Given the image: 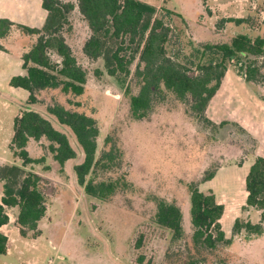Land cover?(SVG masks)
Returning a JSON list of instances; mask_svg holds the SVG:
<instances>
[{
	"label": "rangeland",
	"instance_id": "1",
	"mask_svg": "<svg viewBox=\"0 0 264 264\" xmlns=\"http://www.w3.org/2000/svg\"><path fill=\"white\" fill-rule=\"evenodd\" d=\"M63 1L76 3V0ZM149 1L173 31L170 50L182 48L185 55L192 54L200 44L230 43L238 34L264 36V0ZM164 8L175 14L167 16ZM228 18H244L247 22L241 25L225 22ZM64 33L79 64L88 72L85 94L74 97L50 90L40 97L48 105L59 102L97 119L98 158L110 149L105 144L106 137L113 136L118 142L123 152L122 168L99 169L87 179L97 176V182L110 181L125 175L131 187L118 190L107 201L88 196L73 170L84 159L82 149L69 129L56 124L69 136L77 158L62 169L48 150V141L31 143L32 157H46L45 163L29 165L27 170L44 178L47 214L39 225L41 234L34 238L30 232L23 238L17 224L18 210H7L10 222L1 232L7 235L9 253H0V264H189L194 260L198 264H264V235L249 236L242 232L234 237L232 232L237 218L253 223L261 220L256 209L243 210L247 201L245 179L254 162V148L257 149L255 139L237 125L212 126L191 120L184 113L186 106L180 108L174 96H169L167 105L156 106L149 119L134 120L125 91L129 84L133 94H138L139 88L135 81L131 82L133 76H109L102 59L93 61L85 56L83 47L91 31L79 9L70 13ZM27 39L24 42L17 39L15 44L24 43L28 51L36 38ZM19 58L14 55L8 61L0 57L1 165L18 163L9 144L14 135V120L29 95L26 90L10 86L12 77L23 73ZM51 58L55 62L62 60L54 51ZM135 67L136 64L132 71ZM229 68L244 78L235 62ZM98 70L102 71L100 75ZM69 99L81 106L69 105ZM208 170L219 171L213 180L201 183ZM192 181L198 182L204 193L213 191L218 202L226 207L222 225L226 236L234 237L235 246L220 247L213 252L198 251L194 246L193 228L187 220L191 216L186 184ZM154 197L176 202L182 208L183 239L174 241L172 232L156 223Z\"/></svg>",
	"mask_w": 264,
	"mask_h": 264
},
{
	"label": "trees",
	"instance_id": "2",
	"mask_svg": "<svg viewBox=\"0 0 264 264\" xmlns=\"http://www.w3.org/2000/svg\"><path fill=\"white\" fill-rule=\"evenodd\" d=\"M41 1L48 17L40 29L16 24L8 19L0 20V50L7 51L3 41L14 30L36 38L30 50L22 55L26 73L11 79L12 87L29 93V107L21 110L16 117L14 136L9 145L13 157L21 165L0 164V182L4 188L0 199V229L10 222L7 209L17 208L20 235L27 238L31 232L36 238L41 234L39 225L48 210L43 187L45 181L40 174L28 171L27 167L45 163L46 157H32L28 145L31 139L37 142L45 139L49 142L48 150L55 162L64 169L67 162L77 158L78 153L67 133L60 129L62 127L74 134L84 154L83 161L75 165L73 170L78 184L84 187L88 196L107 201L118 190L131 187L125 175L110 181L97 182V176L87 179L99 169L109 171L122 168L123 152L118 142L113 136L106 137L105 144L110 145V149L103 151L98 158L100 129L97 119L59 102L48 105L40 97V94L50 90H59L74 97L85 94L88 72L79 64L64 33L65 26L69 24V15L76 8L91 31L83 47L85 56L93 61L102 59L109 76H133L131 82H136L139 92L133 94L129 84L125 93L130 99L131 115L136 121L149 119L156 106L167 105L165 102L169 96H174L173 100L180 102V108H183V104L186 106L184 113L188 118L205 125L218 126L207 118L206 110L232 62L239 66L245 81L255 91L263 92L264 36L252 38L247 34H238L230 43L200 44L192 54L185 55L182 48L170 50L173 36L171 27L164 17L159 16L155 6L141 0H76V3ZM164 11L167 16L175 14L165 8ZM178 16L182 17L180 14ZM225 22L241 25L247 21L244 18H228ZM52 51L62 60L53 61ZM134 64L136 67L132 71ZM101 72L97 71L99 75ZM256 86H259L258 90ZM68 104L81 106L80 102L73 99H69ZM56 124H59V129ZM216 174L217 170L206 171L201 183L213 180ZM186 187L190 195L192 240L198 251L213 252L220 247L231 246L234 237L242 232L249 236L264 235V157L256 156L246 176L248 195L243 207V210L253 208L259 211L261 220L253 223L237 218L232 238H227L223 229L221 221L225 206L218 202L215 193H204L195 181L187 183ZM154 198L157 206L156 223L171 231L174 241L183 239L185 229L182 208L176 202H169L162 197ZM7 242V236L0 232L1 254L7 253ZM189 264H198V261Z\"/></svg>",
	"mask_w": 264,
	"mask_h": 264
},
{
	"label": "crops",
	"instance_id": "3",
	"mask_svg": "<svg viewBox=\"0 0 264 264\" xmlns=\"http://www.w3.org/2000/svg\"><path fill=\"white\" fill-rule=\"evenodd\" d=\"M141 1L153 5V3L149 0H141ZM47 17H48V12L43 8L41 0H0V20L8 19L16 24H21L31 28L40 29L45 25ZM27 38H32V37L24 35L18 30H14L11 33V35L3 41V44L6 47L7 51L0 50L1 59L10 61L11 57H14V55H16L17 58L20 57L18 61L23 69L22 55L25 52H27L26 51L27 46H25L24 43L16 45L15 41L18 39V42H24V40H28ZM25 73L26 72L23 69V73L20 75H24ZM10 86H11V81H10ZM16 89H21V88H16ZM263 95H264L263 92L255 91L245 81L244 78L237 76L234 72L232 73L231 69L229 68L223 79L220 89L218 90L217 94L213 97L206 110V116L213 124L221 125L227 122L228 124L238 125L247 133V135L255 139L257 144L255 145V147L257 146V149L255 148L256 151H255L254 161L256 156L264 157ZM27 101L25 103V107L22 108L21 110L28 109L29 106L27 105ZM34 141L35 140L31 139L29 142L28 145L29 152H31V146H32L31 143ZM36 158H41V157H36ZM15 160L16 159L14 158V161ZM15 164L21 165V163H19V160L18 163L15 162ZM223 167L224 166L220 167L219 170H221ZM0 189H1L0 190L1 192L0 199H1L4 191L2 182H0ZM247 195L248 194L246 193V197ZM10 209L16 210L17 208H10ZM225 215H226V207L222 220L224 219ZM187 220L191 224V218ZM5 226H3L0 229V232ZM233 246H235V244Z\"/></svg>",
	"mask_w": 264,
	"mask_h": 264
}]
</instances>
